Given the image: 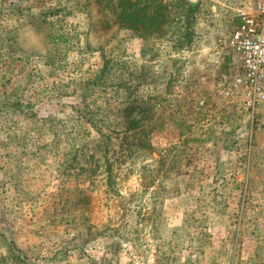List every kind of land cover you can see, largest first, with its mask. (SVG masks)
<instances>
[{"label":"rangeland","instance_id":"rangeland-1","mask_svg":"<svg viewBox=\"0 0 264 264\" xmlns=\"http://www.w3.org/2000/svg\"><path fill=\"white\" fill-rule=\"evenodd\" d=\"M105 1L0 0V264H264V101L217 87L253 0Z\"/></svg>","mask_w":264,"mask_h":264},{"label":"built area","instance_id":"built-area-1","mask_svg":"<svg viewBox=\"0 0 264 264\" xmlns=\"http://www.w3.org/2000/svg\"><path fill=\"white\" fill-rule=\"evenodd\" d=\"M227 48L239 57L240 74H235L224 86L219 82V92L232 98L238 94L248 107L264 101V0H253L252 11L226 41Z\"/></svg>","mask_w":264,"mask_h":264},{"label":"trees","instance_id":"trees-1","mask_svg":"<svg viewBox=\"0 0 264 264\" xmlns=\"http://www.w3.org/2000/svg\"><path fill=\"white\" fill-rule=\"evenodd\" d=\"M151 3L155 2L156 0H149ZM141 0H106L105 1V7H108L110 11L113 10V14L116 15L117 20L121 25V27L124 28H133L137 29L143 19H146V17L142 14H140V11L143 9V7H135L136 4L138 5ZM148 8L150 5H146ZM152 7H150L151 9ZM165 7L163 6L162 8H158L157 11L158 14H154L152 12H149L148 10V15H149V21L153 20L152 22L148 23V27H154L156 28L157 25H160L164 20H161L163 18L162 16H165L164 10ZM146 15V14H145ZM155 20L161 21V23L154 24ZM145 25V24H144ZM133 121L136 122V120L133 118Z\"/></svg>","mask_w":264,"mask_h":264},{"label":"crops","instance_id":"crops-1","mask_svg":"<svg viewBox=\"0 0 264 264\" xmlns=\"http://www.w3.org/2000/svg\"><path fill=\"white\" fill-rule=\"evenodd\" d=\"M230 101H232V99H230ZM217 104H219V103L218 102L216 103V107H218ZM226 105H227V106H225L226 109H230V107H233L235 104H233L232 102H230V103H226Z\"/></svg>","mask_w":264,"mask_h":264},{"label":"water","instance_id":"water-1","mask_svg":"<svg viewBox=\"0 0 264 264\" xmlns=\"http://www.w3.org/2000/svg\"><path fill=\"white\" fill-rule=\"evenodd\" d=\"M190 1L194 2V1H196V0H190Z\"/></svg>","mask_w":264,"mask_h":264}]
</instances>
